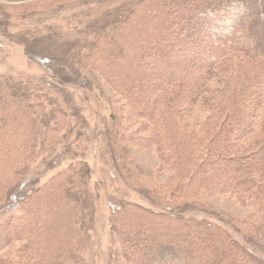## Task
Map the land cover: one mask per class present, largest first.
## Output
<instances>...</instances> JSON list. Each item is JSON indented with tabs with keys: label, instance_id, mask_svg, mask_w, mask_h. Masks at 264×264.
Listing matches in <instances>:
<instances>
[{
	"label": "trees",
	"instance_id": "1",
	"mask_svg": "<svg viewBox=\"0 0 264 264\" xmlns=\"http://www.w3.org/2000/svg\"><path fill=\"white\" fill-rule=\"evenodd\" d=\"M149 10H159L155 16L159 20L151 26L158 31L156 35L147 28L136 35L129 33L131 37L122 34L136 20H144ZM263 14L264 0H140L123 15H110L90 24L86 36L75 44L80 52L87 49L88 57L95 56L110 69L137 62L138 69L130 70L127 76L129 84L114 77L112 82L146 121L141 126L150 133L147 139L151 144L157 151L167 148L169 154L163 158H169L173 175L182 184L181 190H174L172 199L190 198L196 203V196L190 195H196L195 187L199 190V186H204L201 188L204 192L235 194L257 206L262 217L261 230L264 228V20L260 15ZM9 20L0 15V24L4 22L5 27L0 28L1 33L17 39L27 50L31 46V50L37 51L39 47L34 44L39 40L30 34L32 30L10 33ZM162 20L165 23L161 24ZM45 35L41 32V43ZM89 35L93 37L89 39ZM131 48L135 50L129 58ZM39 62L46 66V57ZM61 77L65 79L62 75L57 78ZM215 79H219V84L211 87ZM1 85L4 87H0L3 94L0 107L15 111L14 106L20 111L25 104L31 105L27 100L32 92L41 99L38 89L34 93L21 83L14 84L17 88L12 83L0 82ZM146 93L148 97L142 99L141 94ZM195 105L207 112L206 117L190 120L184 116L188 107ZM8 123L0 121L3 167L0 201L10 196L20 203L9 204L10 207L0 204V264H13L3 258L1 250L21 239L28 240L21 250L26 252L29 262L20 264H78L75 255L82 248L81 241L77 245L72 240L78 229L72 228L76 220L72 219L73 211L67 209L78 199L64 191L60 199L65 209L51 221V227H44L42 213L53 212L55 193H50L51 199L43 205V194L48 192L41 193V187L35 189L34 180L24 177L26 168L18 165L16 171L12 169L16 165L12 163L11 152L22 149L26 142L15 137L20 132L13 131ZM31 127L26 125L28 134ZM7 130L14 132L12 137ZM198 181L200 185L196 186ZM190 199L184 202L192 203ZM16 210L22 212L20 216ZM145 212L148 220L156 218L155 225H159L160 217L166 218L159 228L170 227L185 235L173 233L172 241L165 243L154 241L153 237L149 240L148 234L138 229L131 231L128 222L126 228L114 225L124 250L120 260L114 258L112 264H264L263 256L237 243L218 224L154 210ZM142 223L139 220L137 227ZM259 232L254 233L261 235ZM246 233L253 236L249 230ZM213 238L216 241L211 243Z\"/></svg>",
	"mask_w": 264,
	"mask_h": 264
},
{
	"label": "rangeland",
	"instance_id": "2",
	"mask_svg": "<svg viewBox=\"0 0 264 264\" xmlns=\"http://www.w3.org/2000/svg\"><path fill=\"white\" fill-rule=\"evenodd\" d=\"M138 1L0 0V15L12 21L8 31L32 30L30 34L39 40L34 44L38 50H31L30 46L28 51L26 45L0 30L1 84L12 83V87L17 88L14 84L21 83L33 91L38 89L41 96L37 99L32 92L27 100L31 105L25 104L20 111L14 106L15 111L0 107L1 123L4 120L7 124L9 118V127L20 132L15 137L26 142L22 149L11 152L12 163L16 165L12 169L16 171L18 165L26 168L24 177L34 180L35 189L41 187V193L48 192L43 194V205L49 197L51 199L50 193H55L53 212L42 213L45 228L51 227L65 209L60 199L64 191L78 199L79 204L72 202V208L67 207L73 211L72 219L76 220L72 228L78 229L72 240L77 245L81 241L82 248L75 255L78 264H112L114 258L120 260L124 247L114 225L126 228L124 225L128 222L131 231L138 229L148 234L149 240L153 237L152 240L165 243L172 241L173 233L185 235L170 227L159 228L166 218L160 217L159 225H155L156 218L148 220L146 210L218 224L237 243L264 257L262 217L252 201L240 200L230 193L204 192L199 181L196 185L199 190L195 187L196 195H190L196 196V203L190 198L192 203L187 204L184 202L189 200L187 198L172 199L174 190H181L182 184L174 177L169 158H163L169 154L167 148L166 151L156 150L147 139L150 133L141 126L146 121L136 114L122 90L112 82L114 77L129 84L127 76L130 70L138 69L137 62L110 69L95 56L88 57L87 49L80 52L75 45L79 38L86 36L90 24L116 14L123 15ZM158 13L159 10L147 11L144 20H136L134 26L126 27L122 34L131 37L147 28L150 34L156 35L158 31L151 26L159 20L155 17ZM260 18L264 20V14ZM0 28H5L4 22ZM40 31L47 34L42 43ZM92 37L88 36L89 39ZM132 40L129 39L131 45ZM134 50L131 48L128 52L129 58ZM45 57L47 62L43 67L39 60L43 61ZM60 75L65 79L57 78ZM218 80H213L211 87L218 85ZM148 94H141V98H147ZM27 112H31L28 119ZM206 115L200 105L188 107L184 114L190 120ZM26 125L33 128L29 134L25 131ZM13 131L6 132L12 137ZM1 164L0 172L3 171ZM0 193H3L2 189ZM1 203L10 207L9 204L20 202L6 196ZM139 220L143 223L137 227ZM255 223L259 224L256 228ZM255 230L261 235L254 233ZM27 241L21 239L8 244L1 250V255L13 264L29 262L24 255L26 252L21 250ZM214 241L216 239H210L211 243Z\"/></svg>",
	"mask_w": 264,
	"mask_h": 264
}]
</instances>
